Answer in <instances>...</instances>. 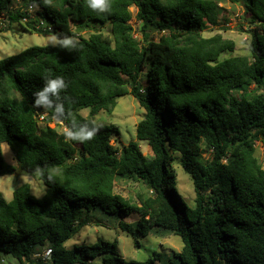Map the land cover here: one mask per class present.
I'll list each match as a JSON object with an SVG mask.
<instances>
[{
  "label": "trees",
  "instance_id": "obj_1",
  "mask_svg": "<svg viewBox=\"0 0 264 264\" xmlns=\"http://www.w3.org/2000/svg\"><path fill=\"white\" fill-rule=\"evenodd\" d=\"M15 1L0 0V16L25 32L54 35L57 43L0 60V144L21 174L37 175L45 186L40 198L28 184L8 202L0 194V252L17 264L163 260L154 252L126 261L116 242L103 240L65 248L83 226L77 221L84 211L117 220L133 215L134 223L118 222L128 234L146 237L159 228L178 236L177 264H264V168L255 155L257 143L264 150V0H230L242 3L254 25L245 56L234 55V42L219 33L202 34L217 27L218 0H104L98 8L89 0H28L26 7L38 8L34 20L19 9L11 13ZM130 7L141 24L140 42ZM90 22L109 24V35L72 30ZM57 78L62 86L37 104ZM124 95L144 110L135 138L147 144L150 158L136 141L114 148L116 126L92 122ZM43 106L49 116L42 121L57 119L67 132L39 126ZM174 154L191 179L192 206L177 197ZM13 173L0 153V175ZM119 178L141 182L149 194L137 193L136 203L123 198L114 193Z\"/></svg>",
  "mask_w": 264,
  "mask_h": 264
},
{
  "label": "rangeland",
  "instance_id": "obj_2",
  "mask_svg": "<svg viewBox=\"0 0 264 264\" xmlns=\"http://www.w3.org/2000/svg\"><path fill=\"white\" fill-rule=\"evenodd\" d=\"M28 0H16L9 11L14 13L17 9L25 12L32 20L36 18L35 12L37 6L32 5V9L25 6ZM218 7L221 9L218 17L217 27L214 29L207 28L203 30L202 34L205 37L212 36L219 33L224 39L234 42L235 52L234 55L245 56L248 54V46L252 39V30L254 25L250 18L245 14L242 3H232L230 0H218ZM29 4V3H28ZM131 20L129 21L132 27L134 38L140 42L142 35L140 33V23L135 18L136 9L130 7ZM22 26L27 20H20ZM77 27H73L75 31ZM82 31L77 32L82 36H88L90 33L102 32L109 35V24H99L97 22H90L87 26H82ZM31 30V29H30ZM152 39H156L155 34L151 35ZM57 43V38L54 35H41L35 32L28 33L21 29L18 23H10L7 16L3 13L0 16V60L6 57L16 55L26 48L33 46H54ZM128 89V87H127ZM129 90V89H128ZM243 94V91L236 92L237 95ZM14 97L18 95L12 94ZM82 117L88 115L87 110L79 112ZM144 110L141 108L136 99L130 95H124L117 99V104L114 110L109 114L104 111L98 112L93 118L92 122L98 126L114 125L117 128V134H114L110 140V144L114 148L120 149L126 146L130 141H136L135 127L137 123L143 118ZM48 111L45 106L37 111L38 124L43 126L47 124L49 127H55L59 132H67L65 125L57 122L45 123L42 121L43 117H47ZM49 118V117H48ZM50 120V119H49ZM59 124L60 126H55ZM6 145L5 143H2ZM142 154L150 158L151 154L145 142H138ZM7 146V145H6ZM3 161L10 166L16 168V173L0 175V194L2 198L8 202L12 198V193L15 188L28 184L30 193L40 198L45 192V186L38 179L37 175L30 176L21 174L17 169V164L13 160L12 153L8 146L1 153ZM256 157L261 162L264 168V150L261 143L256 144ZM174 161L171 163L172 170L176 174V188L178 190L177 197L184 200L189 206L193 205L194 192L192 182L189 175L185 174L179 164V156L174 154ZM204 160L210 159L209 153L202 154ZM114 193L122 196L123 198L136 203L137 193L149 194L146 187L139 181H132L130 179H115ZM133 215L121 216L118 220L115 216L105 215L102 216L98 213L86 215L84 211L80 212L78 223L83 226L80 227L76 235L65 243V248L71 249L74 245H93L98 240L106 242H116L117 249L124 260H134L142 262L148 258L153 257V253H160L162 261L160 264H177L173 257V253L181 250L182 243L178 236L171 234L168 231L153 228L146 237H140L137 234H128L123 232L118 227V222L134 223ZM77 222L75 224H77ZM46 247L36 248V252L41 253ZM37 257V255H35ZM0 260L5 264H17L16 260L9 254L0 252Z\"/></svg>",
  "mask_w": 264,
  "mask_h": 264
},
{
  "label": "clouds",
  "instance_id": "obj_3",
  "mask_svg": "<svg viewBox=\"0 0 264 264\" xmlns=\"http://www.w3.org/2000/svg\"><path fill=\"white\" fill-rule=\"evenodd\" d=\"M104 0H89V6L92 8L103 7ZM67 43V41H65ZM61 80L59 78L55 80L48 81L47 87L44 89V92L40 93L39 99L36 101L37 104H40L45 101L46 97L44 93L54 92L58 87H61ZM90 135V134H89ZM6 145L0 144V153L6 149Z\"/></svg>",
  "mask_w": 264,
  "mask_h": 264
},
{
  "label": "built area",
  "instance_id": "obj_4",
  "mask_svg": "<svg viewBox=\"0 0 264 264\" xmlns=\"http://www.w3.org/2000/svg\"><path fill=\"white\" fill-rule=\"evenodd\" d=\"M28 8L32 9V6H28ZM42 255H43L44 258H46L49 255V251H45ZM0 264H5V262L3 260H0Z\"/></svg>",
  "mask_w": 264,
  "mask_h": 264
},
{
  "label": "water",
  "instance_id": "obj_5",
  "mask_svg": "<svg viewBox=\"0 0 264 264\" xmlns=\"http://www.w3.org/2000/svg\"><path fill=\"white\" fill-rule=\"evenodd\" d=\"M140 27H141V25H140ZM82 29H83V28H76V31H75V32H80V31H82ZM37 120H38V119H37ZM54 122H57V123H59V124H62V122L59 121V120H57V119H54Z\"/></svg>",
  "mask_w": 264,
  "mask_h": 264
}]
</instances>
